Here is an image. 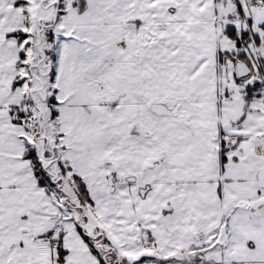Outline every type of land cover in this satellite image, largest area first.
Returning a JSON list of instances; mask_svg holds the SVG:
<instances>
[{
	"label": "snow or ice",
	"instance_id": "1",
	"mask_svg": "<svg viewBox=\"0 0 264 264\" xmlns=\"http://www.w3.org/2000/svg\"><path fill=\"white\" fill-rule=\"evenodd\" d=\"M0 264H264V0H0Z\"/></svg>",
	"mask_w": 264,
	"mask_h": 264
}]
</instances>
